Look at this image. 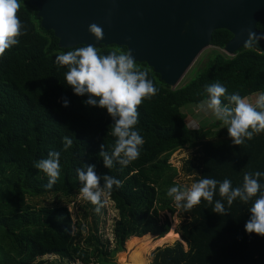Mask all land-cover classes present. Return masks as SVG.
<instances>
[{
  "label": "trees",
  "instance_id": "obj_1",
  "mask_svg": "<svg viewBox=\"0 0 264 264\" xmlns=\"http://www.w3.org/2000/svg\"><path fill=\"white\" fill-rule=\"evenodd\" d=\"M26 34L19 44L0 57V264H47L39 260L55 256L61 261L93 264L124 250L132 238L148 236L153 251L151 264H264V237L245 231L250 218L248 203L238 198L231 206L219 195L213 203L205 200L190 211L177 209L167 190L178 182L179 172L170 162L179 148L198 146L193 157L183 161L184 176L198 182L212 178L229 179L233 188L243 184L245 173H264V133L234 145L223 122L209 127L193 126L181 111L184 106L199 108L207 98L205 86L220 82L227 94L247 97L264 91V42L244 46L235 57L221 53L181 87L170 88L145 63L158 94L139 106L136 129L144 139L138 159L128 166L116 163L108 169L98 155L104 144L112 151V118L106 109L86 106L85 96H77L64 79L66 68L55 63L61 49L53 32L44 31L37 8L21 0L19 10ZM264 22H259L258 27ZM232 39L226 30L213 33L212 45L223 49ZM102 55L113 51L128 53L126 47L101 45ZM63 98L69 101L63 106ZM224 104L228 100L221 98ZM72 144L64 149L63 139ZM51 151L60 152V177L51 189L47 175L34 167ZM95 165L98 175L122 181L106 194L118 211L114 224L116 247L98 230L73 221L67 204L79 194L81 184L76 169ZM264 192V176L259 178ZM103 184V181H101ZM53 195L66 205L38 207L29 197ZM224 204L226 215L214 213L216 201ZM87 206L96 205L86 201ZM85 213V212H84ZM183 223L173 229L174 216ZM174 242L173 245L170 243ZM113 243V242H112Z\"/></svg>",
  "mask_w": 264,
  "mask_h": 264
},
{
  "label": "clouds",
  "instance_id": "obj_2",
  "mask_svg": "<svg viewBox=\"0 0 264 264\" xmlns=\"http://www.w3.org/2000/svg\"><path fill=\"white\" fill-rule=\"evenodd\" d=\"M21 0H0V57L10 48L19 44V38L26 34L24 25L19 18ZM88 31L100 41L104 37L103 28L96 23L88 26ZM246 47H253L255 41L264 39L255 33H249ZM55 63L59 68H66L64 79L77 96H87L83 101L86 106L106 109L112 118L111 134L116 138L112 151H105L100 145L99 156L106 168L111 169L116 163L128 166L140 156L144 139L136 129L138 124V108L144 100H150L158 94L146 71L139 70L135 59L130 53L115 51L102 55L92 44L75 47L56 56ZM207 98L199 104L202 112L211 113L217 121L223 122L234 145H241L251 140L254 135L264 133V92L259 93L254 102L241 97L238 93L227 94L226 87L220 82L205 86ZM222 97L228 104L222 102ZM69 101L63 98V106L68 107ZM72 140L63 139L67 150ZM36 169L43 171L48 177L46 188L51 189L60 177V152L51 151L48 158L34 164ZM81 184L79 195L86 201L96 205L99 212L103 207V197L120 188L122 181L110 175H98L95 165H84L76 169ZM264 173L256 171L245 173L243 184L233 188L229 179L222 182L212 178H202L190 186H172L167 190L177 209L190 211L201 203V200L213 203L214 194L219 185V195L227 200L229 206L237 200L248 203L256 197L249 212L250 218L245 224V231L264 237V192H261L259 178ZM103 181V184H101ZM219 215H226L224 204L216 201L212 210Z\"/></svg>",
  "mask_w": 264,
  "mask_h": 264
},
{
  "label": "water",
  "instance_id": "obj_3",
  "mask_svg": "<svg viewBox=\"0 0 264 264\" xmlns=\"http://www.w3.org/2000/svg\"><path fill=\"white\" fill-rule=\"evenodd\" d=\"M44 31L53 32L61 49L87 44L126 47L136 63L151 67L170 88L202 52L213 47V33L232 39L223 52L235 57L249 33L264 20V0H30ZM96 23L102 40L88 31ZM264 42V39L257 40Z\"/></svg>",
  "mask_w": 264,
  "mask_h": 264
},
{
  "label": "rangeland",
  "instance_id": "obj_4",
  "mask_svg": "<svg viewBox=\"0 0 264 264\" xmlns=\"http://www.w3.org/2000/svg\"><path fill=\"white\" fill-rule=\"evenodd\" d=\"M221 53L226 55L222 49L217 47H211L201 53L198 59L192 64L183 78L178 84V88L183 86L188 80L193 76L195 72L203 69L206 64L215 56V54ZM227 56V55H226ZM264 91L253 93L246 98L250 101L255 100L259 93ZM181 111L188 117L189 124L193 126L209 127L211 123L218 121L211 113H205L200 110V108H193L192 106H184ZM223 124L221 126L224 127ZM198 146L194 148L184 147L179 148L174 152L171 157L170 162L177 168L179 172L178 182L182 186H190L192 183L196 182L193 176H184L182 174V164L187 158L193 157L194 151L198 150ZM29 203L42 207V206H54V205H66V201L63 199H57L53 195L39 196V197H29ZM68 210L71 212L73 221L80 220L85 226V233L87 229L91 231L98 230L102 235L104 240L109 239L111 241V249L116 247L115 235H114V224L118 218V211L115 209V205L110 201L109 197L106 195L103 197V207L100 211H96L95 208L87 206L86 200H84L79 194H77L71 203L67 204ZM85 212V213H84ZM182 218H178L177 215L173 218L172 228L175 229L183 223ZM113 242V243H112ZM150 238L146 235L143 237L132 238L126 243L124 250H119L116 254L109 257H104L100 259H95L93 264H151V259L153 257V251L157 248L154 246H149ZM171 245L174 242L170 243ZM39 260H45L47 264H80L79 262H69L61 261L55 256L42 257Z\"/></svg>",
  "mask_w": 264,
  "mask_h": 264
},
{
  "label": "flooded vegetation",
  "instance_id": "obj_5",
  "mask_svg": "<svg viewBox=\"0 0 264 264\" xmlns=\"http://www.w3.org/2000/svg\"><path fill=\"white\" fill-rule=\"evenodd\" d=\"M264 22V20H261V21H259V22ZM259 22H257V24H256V29L259 31V32H264V23L261 25V26H257L258 24H259Z\"/></svg>",
  "mask_w": 264,
  "mask_h": 264
}]
</instances>
